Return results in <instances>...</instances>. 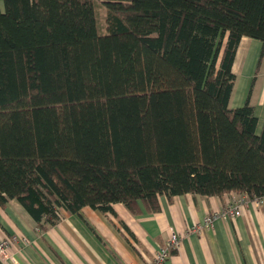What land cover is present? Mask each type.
<instances>
[{
	"label": "trees",
	"instance_id": "1",
	"mask_svg": "<svg viewBox=\"0 0 264 264\" xmlns=\"http://www.w3.org/2000/svg\"><path fill=\"white\" fill-rule=\"evenodd\" d=\"M244 37L264 47V0H0V206L46 229L162 196L262 202L264 126L229 107Z\"/></svg>",
	"mask_w": 264,
	"mask_h": 264
},
{
	"label": "crops",
	"instance_id": "2",
	"mask_svg": "<svg viewBox=\"0 0 264 264\" xmlns=\"http://www.w3.org/2000/svg\"><path fill=\"white\" fill-rule=\"evenodd\" d=\"M233 73L229 107L249 102L261 131L264 47L260 41L242 38ZM240 196L235 192L162 196L157 212H150L141 201L137 212L122 203L105 213L85 207L46 229L39 228L19 202L10 200L0 206V241L17 238L7 264H150L175 233L181 245L164 264H264V199L250 200L237 218H216L211 228L204 227L208 215L223 211Z\"/></svg>",
	"mask_w": 264,
	"mask_h": 264
},
{
	"label": "built area",
	"instance_id": "3",
	"mask_svg": "<svg viewBox=\"0 0 264 264\" xmlns=\"http://www.w3.org/2000/svg\"><path fill=\"white\" fill-rule=\"evenodd\" d=\"M258 200L259 199H256L257 203L260 202ZM249 201L250 199L246 195L236 198L232 203L228 204V206L223 211L208 215L205 220L204 227L211 228L213 221L216 218L228 220L230 218L239 217L242 214V209ZM16 242L17 238H6L0 241V264H7L9 249ZM180 245L181 241L179 237L173 233L167 244L157 252L154 260L150 264H164L170 257L172 250L178 249ZM11 259L14 260L13 257Z\"/></svg>",
	"mask_w": 264,
	"mask_h": 264
},
{
	"label": "rangeland",
	"instance_id": "4",
	"mask_svg": "<svg viewBox=\"0 0 264 264\" xmlns=\"http://www.w3.org/2000/svg\"><path fill=\"white\" fill-rule=\"evenodd\" d=\"M4 4L1 3V6ZM97 19H98V26H99V31L101 34H106L107 33V10L100 5H97Z\"/></svg>",
	"mask_w": 264,
	"mask_h": 264
}]
</instances>
